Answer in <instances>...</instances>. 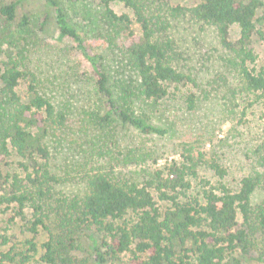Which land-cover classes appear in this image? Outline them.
Segmentation results:
<instances>
[{
	"label": "trees",
	"instance_id": "1",
	"mask_svg": "<svg viewBox=\"0 0 264 264\" xmlns=\"http://www.w3.org/2000/svg\"><path fill=\"white\" fill-rule=\"evenodd\" d=\"M43 1L52 10L56 40L71 44L90 75L78 76L69 67L71 78L63 83L56 76L43 79L54 75L39 58L43 50L36 43L44 22L18 16L19 0H0V212L12 207L31 235L19 251L0 235V264H75L73 253L90 234L100 237L91 247L94 264H264V198L257 199L264 195V141L253 152L256 170L236 190L221 182L225 173L212 161L208 167L218 176L216 186L203 181L200 196L182 201L190 187L186 176L196 177L203 154L193 157L191 149H184L179 161L138 177L127 168L144 164L143 156L135 150L124 153L113 128L120 124L142 135L164 136L166 129L136 115L133 105L159 103L170 89L197 86L167 37L169 22L183 17L215 30L221 64L235 81L227 94L232 97L237 88L264 103V69L256 70L252 46L254 37L263 35L264 0L166 5L168 23L157 0H67L93 9L95 25L88 31L101 41L100 49L88 48L58 0ZM115 2L132 17L115 13ZM59 55L47 52L57 74L67 57ZM83 90L101 107L91 114L93 128L81 125L72 133L89 139L77 143L70 141L69 120ZM198 101L187 92L188 110ZM69 144L79 152L73 155ZM65 155L76 158L66 172L62 163L54 164ZM12 156L16 169L6 171ZM152 190L167 204L164 208ZM39 231L46 234L40 248L34 241Z\"/></svg>",
	"mask_w": 264,
	"mask_h": 264
},
{
	"label": "rangeland",
	"instance_id": "2",
	"mask_svg": "<svg viewBox=\"0 0 264 264\" xmlns=\"http://www.w3.org/2000/svg\"><path fill=\"white\" fill-rule=\"evenodd\" d=\"M19 1L18 16L28 14L38 24L44 22L43 28L40 26L41 31L36 35V43L39 49L43 50V52H39V58L41 61L46 60L48 73L54 75L51 77L43 75V79L56 76L58 81L63 83L66 79L71 78L69 67L78 76L90 75L88 66L79 59L71 44L68 41L56 40L53 13L45 2L43 0ZM58 1L70 21L84 35L88 48L100 49L101 41L93 39L92 34L88 31L95 25L94 11L90 5L72 4L67 0ZM157 1L160 3L161 9L159 13L165 22H167L166 16H164L166 5L190 7L198 2V0ZM111 8L117 14L126 13L132 17L131 12L122 3L115 2L111 4ZM169 24L166 31L167 37L173 42L174 49H177L185 71L195 77L197 86L170 89L169 97L159 103L136 102L133 105L136 115L147 119L154 126L166 129L164 136L142 135L135 129L120 124L113 127L118 147L122 146L124 153L128 150H135L145 160L144 164L137 166L132 164L127 170L139 177L144 174L143 171H146L147 174L163 168L172 160L179 161L184 149H191L193 157L201 152L203 159L202 163L200 162L196 167V177L187 174L186 181L190 187L180 196L182 201L200 196L204 187L203 181L211 186H216L219 181L218 176L214 175L208 167L212 161L216 162L225 173L221 182L230 189L236 190L240 180L256 170L253 152L264 141V103L255 96L239 92L237 88L232 97L227 94L226 89L233 90L235 81L221 64L222 53L213 27L192 21L188 17L175 19ZM261 30L262 37H254L252 45L256 55V70L264 69V26ZM237 35L238 30L234 26L231 30L232 39H236ZM1 49L7 48L2 46ZM47 52L51 55L67 56L65 65L61 67V70L64 71L57 74L59 71H56L48 59L49 57L47 58ZM36 56L38 58V54ZM34 64L36 65V63ZM224 83H227L226 88ZM189 91L195 93L199 99L197 107L191 111L186 108L184 103L185 96ZM206 91L210 92L208 100L205 99ZM79 94L80 98L75 99L72 104L68 133L71 135L70 141L82 143L84 138L89 141L88 137H81L79 134L72 136V133L81 125L93 128L91 114L99 110L101 102L94 95H88L85 90ZM88 133L91 135L90 131ZM69 148L73 155L79 152V148L75 144H69ZM75 159L74 156L65 155L56 159L54 164L58 166L59 163H62L60 168L66 172L74 167ZM8 161L11 165L7 167L6 171L14 172L17 159L12 156ZM69 186L71 185L66 187ZM152 195L159 207L164 208L167 205L158 200L153 190ZM261 195L257 198L260 201L264 198V195ZM25 215L27 219L30 218V210H26ZM23 225L24 221L16 216L12 207L0 212V235L7 236L10 241L9 246L15 245L18 251L23 249L21 244L24 240L31 238V235L24 231ZM45 240L46 234L43 231H39L34 239L39 248ZM99 240L100 237L95 234L84 237L78 250L73 253L77 259L75 264H94V253L91 251V247L94 245V241ZM37 260L38 256H34L32 262L36 263ZM249 264H256V262Z\"/></svg>",
	"mask_w": 264,
	"mask_h": 264
}]
</instances>
